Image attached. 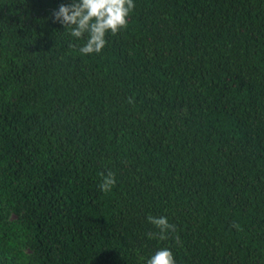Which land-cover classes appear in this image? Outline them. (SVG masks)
<instances>
[{
    "label": "trees",
    "instance_id": "16d2710c",
    "mask_svg": "<svg viewBox=\"0 0 264 264\" xmlns=\"http://www.w3.org/2000/svg\"><path fill=\"white\" fill-rule=\"evenodd\" d=\"M68 2L0 0V264H264V0H134L91 56Z\"/></svg>",
    "mask_w": 264,
    "mask_h": 264
},
{
    "label": "clouds",
    "instance_id": "9594fccd",
    "mask_svg": "<svg viewBox=\"0 0 264 264\" xmlns=\"http://www.w3.org/2000/svg\"><path fill=\"white\" fill-rule=\"evenodd\" d=\"M135 7L134 0H70L61 3L53 13V20L58 22L70 37L76 41L83 40L78 51L82 56L100 54L108 43L106 37L122 32L128 26L130 13ZM103 175L99 187L103 192L111 191L116 180L114 173L108 171ZM149 224L158 229L147 233L149 239L164 240L167 233L175 230L166 216H147ZM145 264H176L170 248L157 249Z\"/></svg>",
    "mask_w": 264,
    "mask_h": 264
}]
</instances>
